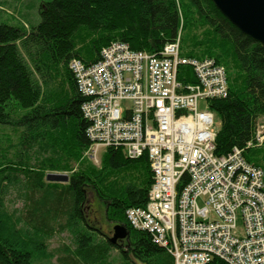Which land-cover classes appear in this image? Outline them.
<instances>
[{"label":"trees","instance_id":"16d2710c","mask_svg":"<svg viewBox=\"0 0 264 264\" xmlns=\"http://www.w3.org/2000/svg\"><path fill=\"white\" fill-rule=\"evenodd\" d=\"M39 17L27 28L0 24V126L18 135L12 155L0 148V264H35L44 257L43 239L64 233L73 249L57 252V264H108L113 251L122 264H173L125 218L127 210L147 203L153 182L147 159L129 161L107 150L99 170L80 162L89 146L88 123L68 65L96 63L112 43L156 54L181 27L188 30L184 56L214 59L227 72L228 98L210 103L220 123L215 154L226 156L246 148L264 117V48L210 0H52ZM259 151L248 149L244 157L264 172ZM50 173L69 176L65 184L52 183L46 181ZM88 191L104 204L106 221L129 232L126 251L87 223ZM10 193L21 203L14 213L6 208Z\"/></svg>","mask_w":264,"mask_h":264},{"label":"built area","instance_id":"2783aa9c","mask_svg":"<svg viewBox=\"0 0 264 264\" xmlns=\"http://www.w3.org/2000/svg\"><path fill=\"white\" fill-rule=\"evenodd\" d=\"M180 45L179 31L156 54L112 43L96 63H69L88 123L85 155L147 159V203L125 218L173 264H264V172L244 157L264 147V117L244 150L217 156L210 103L228 98L227 72L214 59L183 56Z\"/></svg>","mask_w":264,"mask_h":264},{"label":"rangeland","instance_id":"374dc122","mask_svg":"<svg viewBox=\"0 0 264 264\" xmlns=\"http://www.w3.org/2000/svg\"><path fill=\"white\" fill-rule=\"evenodd\" d=\"M52 0H0V24L4 23L9 26H27L38 24L40 21L39 10L44 8L47 3H50ZM181 32V47L182 55L184 56L185 48L184 43L182 44V38L186 39L188 30L182 32V27L180 28ZM204 108L201 107L200 110ZM220 123L219 121L216 124V129L219 130ZM17 133L9 128L0 126V148L9 149L10 155L14 153V148L18 142ZM259 154L255 155L257 159L261 160V164L264 168V147L258 148ZM80 162L89 166L91 168L99 170L101 167V159H97V162L93 163L88 157L83 153L81 156ZM74 165V164H73ZM78 167L75 164L74 169ZM56 175H68L64 173H50ZM12 193L7 197L8 203L6 205L7 212L14 213L21 208V203L14 200ZM87 205L84 207V214L88 224L92 225L95 229L101 232L105 237L110 239L113 235L114 226L106 221L105 219V206L102 202L96 199L94 194L91 191H88L87 195ZM44 241V257L39 259L35 264H57V258L61 255L57 252H61L64 247L73 249V241L69 234L64 233L62 235L54 236L51 239H43ZM120 246L126 251L127 241H122L119 243ZM108 264H122L120 260L119 251H113L110 253Z\"/></svg>","mask_w":264,"mask_h":264},{"label":"water","instance_id":"95a60500","mask_svg":"<svg viewBox=\"0 0 264 264\" xmlns=\"http://www.w3.org/2000/svg\"><path fill=\"white\" fill-rule=\"evenodd\" d=\"M214 8L235 29L252 42L264 48V0H210ZM47 182L65 184L64 175L49 174ZM129 239V232L122 226H114L108 242L117 245Z\"/></svg>","mask_w":264,"mask_h":264},{"label":"crops","instance_id":"0c3cea01","mask_svg":"<svg viewBox=\"0 0 264 264\" xmlns=\"http://www.w3.org/2000/svg\"><path fill=\"white\" fill-rule=\"evenodd\" d=\"M103 156V155H102Z\"/></svg>","mask_w":264,"mask_h":264}]
</instances>
